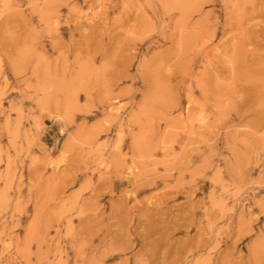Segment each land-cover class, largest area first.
Instances as JSON below:
<instances>
[{
  "label": "rangeland",
  "instance_id": "1",
  "mask_svg": "<svg viewBox=\"0 0 264 264\" xmlns=\"http://www.w3.org/2000/svg\"><path fill=\"white\" fill-rule=\"evenodd\" d=\"M0 264H264V0H0Z\"/></svg>",
  "mask_w": 264,
  "mask_h": 264
}]
</instances>
